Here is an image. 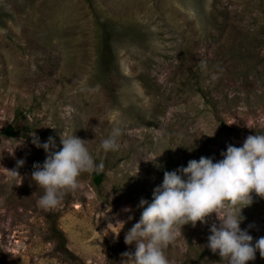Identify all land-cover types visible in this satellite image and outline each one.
<instances>
[{"label": "rangeland", "instance_id": "rangeland-1", "mask_svg": "<svg viewBox=\"0 0 264 264\" xmlns=\"http://www.w3.org/2000/svg\"><path fill=\"white\" fill-rule=\"evenodd\" d=\"M114 128L120 147L105 153ZM60 134L89 141L103 167L45 210L31 173L47 153L33 140L53 137L55 152ZM256 134L264 0H0V264H123L135 251L125 234L165 171L219 161ZM251 195L240 227L255 241L264 199ZM214 223L177 230L169 264H227L207 248Z\"/></svg>", "mask_w": 264, "mask_h": 264}, {"label": "clouds", "instance_id": "clouds-1", "mask_svg": "<svg viewBox=\"0 0 264 264\" xmlns=\"http://www.w3.org/2000/svg\"><path fill=\"white\" fill-rule=\"evenodd\" d=\"M120 135L121 130L114 128L100 148L105 153L118 150ZM60 140L62 149L55 152L50 151L55 148L53 137L43 144L33 140L47 153L44 163L34 164L31 173L38 190L43 189L38 206L45 210L56 208L67 193L76 190L82 173L103 167L95 163L86 147L89 141L74 134H60ZM221 156L216 162L207 157L190 160L186 167L164 172L151 203L141 199L140 219L125 234V244L134 243L135 251L122 254L123 264H169L163 249L175 240L177 230L207 223L213 213L219 220L218 226L212 224L208 236L207 248L213 254L218 253L227 264H249L257 252L264 259V236L254 241L248 230L240 227L245 219L242 209L253 203L251 194L264 199V135H249L241 147L228 145ZM10 173L19 177L16 171ZM125 223L117 221L116 225Z\"/></svg>", "mask_w": 264, "mask_h": 264}, {"label": "trees", "instance_id": "trees-1", "mask_svg": "<svg viewBox=\"0 0 264 264\" xmlns=\"http://www.w3.org/2000/svg\"><path fill=\"white\" fill-rule=\"evenodd\" d=\"M6 133H7L9 136H14V135H15V131H14V129H13L12 127H10V128L6 131ZM95 176H96V181H97V182H100L101 179H102V175H101V174H95Z\"/></svg>", "mask_w": 264, "mask_h": 264}]
</instances>
